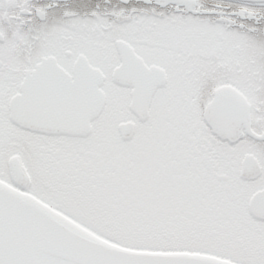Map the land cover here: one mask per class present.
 <instances>
[{"label": "snow or ice", "instance_id": "obj_1", "mask_svg": "<svg viewBox=\"0 0 264 264\" xmlns=\"http://www.w3.org/2000/svg\"><path fill=\"white\" fill-rule=\"evenodd\" d=\"M0 264H264V0H0Z\"/></svg>", "mask_w": 264, "mask_h": 264}]
</instances>
